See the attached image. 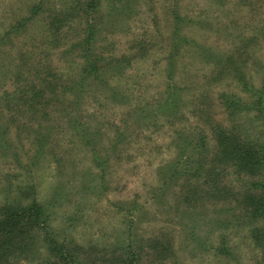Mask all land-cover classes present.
Masks as SVG:
<instances>
[{
	"label": "rangeland",
	"instance_id": "374dc122",
	"mask_svg": "<svg viewBox=\"0 0 264 264\" xmlns=\"http://www.w3.org/2000/svg\"><path fill=\"white\" fill-rule=\"evenodd\" d=\"M77 3L0 0V205L36 193L48 214L0 264H59L71 243L82 264H261L240 186L264 170L214 171L236 204L200 194L213 130L241 124L264 144L261 90L244 89L264 84V0H108L53 37L50 14ZM87 56L104 68L93 80Z\"/></svg>",
	"mask_w": 264,
	"mask_h": 264
},
{
	"label": "trees",
	"instance_id": "16d2710c",
	"mask_svg": "<svg viewBox=\"0 0 264 264\" xmlns=\"http://www.w3.org/2000/svg\"><path fill=\"white\" fill-rule=\"evenodd\" d=\"M104 1L108 0H78V7L76 8L77 12H75V7L72 8V11L69 10H58L50 14L47 22L51 26L50 34L53 37H58L57 33L61 31H66L68 28L69 22L75 18V15H79L87 18L91 12H94L98 9L99 6ZM42 4L38 3L33 5L30 8L29 15L23 17L22 21H20V25H24L29 21H31L34 17H36L41 11ZM81 14V15H80ZM92 14V13H91ZM78 16V17H79ZM87 20L89 23L87 25L93 26L91 21ZM18 26V25H17ZM63 27V30L61 29ZM56 29H61L56 32ZM85 40V44H86ZM78 44V43H77ZM85 56V55H84ZM85 62L87 64V69L85 68L82 73H85L87 76H92V80L96 79L100 75L103 74V66H100L96 69L95 65L97 61L87 56L85 58ZM36 76L39 79L34 78L33 87H35V96L36 98L42 93V85L44 84V78L40 77L39 71H36ZM242 79L239 78V82L241 83ZM247 82L244 80V89L247 91H251V94H256L258 92V100L263 96V99L259 102H264V87L263 85L260 88L255 89L254 87H246ZM53 86V85H52ZM54 87V86H53ZM230 95H224V101L230 103V106L234 107V110L237 109L239 105V101L234 98H229ZM166 102V101H165ZM174 104L175 100L171 101ZM169 107V103L164 104ZM255 105V101L253 106ZM179 106V104L177 105ZM249 112V111H248ZM234 127H222L219 126L217 130L212 131V137L215 140V136L218 137L216 142L219 145V148L215 150L212 154V157L209 160V163H206V168L209 170H213L212 174L214 176L210 177L207 180V187H209V193L202 191L200 194V199L205 198V195L213 200L214 202H229V203H238V199L234 196L232 192V188L229 185H224L223 181H218L215 176L214 171L216 169H224L226 165H229L231 168L230 173L238 175L240 172H247L252 174V172H257L258 170H264V144L260 143L259 138L255 139L254 136L244 134V131L241 128V124L233 125ZM195 148L202 147L200 143H192ZM205 148H209V145L206 143ZM201 152V151H200ZM34 189L32 184L27 185L21 190L22 193H26L29 190ZM242 190L241 204H247L250 206V217L254 219L255 222H260L257 225L252 220V225L247 229L249 233V238L253 241V245L260 250L261 253V264H264V179L262 181L257 180H245L244 186H240ZM215 192V193H213ZM35 193V191H34ZM227 196V197H226ZM28 199V198H25ZM48 218V214L46 213V209L41 202L36 199V193L34 199H28L25 203L23 201L13 200L7 203H3L0 205V256L6 254L7 250H18V251H27L29 248V241L32 240V232H34L35 225L33 223L45 226L46 220ZM251 218H249L251 220ZM45 233L44 231L42 238V242L46 245L45 241ZM63 242V240L61 241ZM61 244V243H60ZM71 246H66L61 244V251L59 253V257L55 253L58 258L59 264H82L81 252L85 253L83 249L76 246V244L71 243ZM131 245V244H130ZM72 247V248H71ZM129 248V244L126 246ZM127 259H123L122 262L125 264H133L129 263V261H125ZM140 264V263H135Z\"/></svg>",
	"mask_w": 264,
	"mask_h": 264
}]
</instances>
